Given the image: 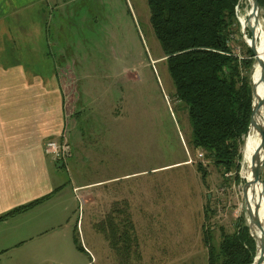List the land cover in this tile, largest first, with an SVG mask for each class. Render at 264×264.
I'll use <instances>...</instances> for the list:
<instances>
[{
    "label": "rangeland",
    "instance_id": "1",
    "mask_svg": "<svg viewBox=\"0 0 264 264\" xmlns=\"http://www.w3.org/2000/svg\"><path fill=\"white\" fill-rule=\"evenodd\" d=\"M149 19L147 0H36L0 27L1 52L72 73L61 76L71 151L58 175L83 263L207 264L205 238L218 250L242 227L229 208L236 172L194 150L187 106ZM230 46L247 55L236 19Z\"/></svg>",
    "mask_w": 264,
    "mask_h": 264
},
{
    "label": "crops",
    "instance_id": "2",
    "mask_svg": "<svg viewBox=\"0 0 264 264\" xmlns=\"http://www.w3.org/2000/svg\"><path fill=\"white\" fill-rule=\"evenodd\" d=\"M35 3L0 0V27L10 18L18 22L21 11ZM28 57L0 51V218L46 199L0 220V258L5 259L10 251L24 252L19 258L0 259V264H78V258L79 264H87L73 243L72 209L61 194L64 188L58 173L68 162L59 168V163L44 152L47 141L66 132L67 94L61 76L72 73L63 68L53 75ZM33 215L35 221H29Z\"/></svg>",
    "mask_w": 264,
    "mask_h": 264
},
{
    "label": "trees",
    "instance_id": "3",
    "mask_svg": "<svg viewBox=\"0 0 264 264\" xmlns=\"http://www.w3.org/2000/svg\"><path fill=\"white\" fill-rule=\"evenodd\" d=\"M237 3L238 0H147L150 24L176 95L187 106L194 150L225 174L238 170L240 144L252 110L247 73L253 54L247 48V55H237L230 46ZM259 4L261 7L263 0ZM197 171L202 180L208 175L202 163H197ZM261 179L264 183V166ZM44 199L17 208L0 220ZM125 232L120 234L123 240L128 238ZM209 237L205 238L207 264H252L255 243L247 229L224 237L218 250ZM72 239L75 248L84 252L76 229Z\"/></svg>",
    "mask_w": 264,
    "mask_h": 264
},
{
    "label": "bare ground",
    "instance_id": "4",
    "mask_svg": "<svg viewBox=\"0 0 264 264\" xmlns=\"http://www.w3.org/2000/svg\"><path fill=\"white\" fill-rule=\"evenodd\" d=\"M254 1L239 0L235 7V19L240 41L247 48L254 42L256 55L264 60V0L263 5L257 11H253ZM257 56L253 55L251 58L253 62L249 74L250 87L253 88L255 85L259 98H264V82L259 81L260 70ZM253 101L256 102V99ZM263 117L264 107L255 115L254 126L250 127L242 138L241 157L236 172L238 179L231 186L229 198L232 219L242 220L241 230L246 228L255 243V258L260 254L261 238L264 233V191L260 182L255 185L251 184L253 168L261 163L263 155L262 150L258 152L261 142L259 128L262 126ZM261 264H264V261Z\"/></svg>",
    "mask_w": 264,
    "mask_h": 264
},
{
    "label": "water",
    "instance_id": "5",
    "mask_svg": "<svg viewBox=\"0 0 264 264\" xmlns=\"http://www.w3.org/2000/svg\"><path fill=\"white\" fill-rule=\"evenodd\" d=\"M259 7H260L259 0H255L254 4H253V11H257ZM248 48L251 50L253 55L257 56L254 42H252V44ZM256 59H257L258 67L260 70L259 81L264 82V60H263V58L258 57V56L256 57ZM251 97H252V110H251L248 130L250 127L254 126L255 115L258 113V111L262 107H264V98H259V96L257 95L255 85L253 86V88H251ZM254 99H256V102L253 101ZM248 130H247V132H248ZM259 134H260L261 142L259 145L258 152L260 150H262L263 155H262L261 163L253 168V180H252L251 185H255L257 182H260L262 184V189L264 191V183L262 182V179H261V173H262V169L264 166V117H263L262 126H261V128H259ZM58 163H59V165H58L59 168L62 167L63 162L58 161ZM255 222L258 224V222L256 220H255ZM263 261H264V233H263L262 238H261L260 254L257 258H255V257L253 258L252 264H261Z\"/></svg>",
    "mask_w": 264,
    "mask_h": 264
},
{
    "label": "built area",
    "instance_id": "6",
    "mask_svg": "<svg viewBox=\"0 0 264 264\" xmlns=\"http://www.w3.org/2000/svg\"><path fill=\"white\" fill-rule=\"evenodd\" d=\"M70 151L66 133L61 134L57 139L47 141L44 146L45 154L52 156L57 162H66L70 157Z\"/></svg>",
    "mask_w": 264,
    "mask_h": 264
}]
</instances>
